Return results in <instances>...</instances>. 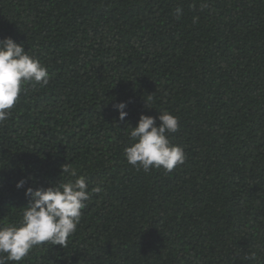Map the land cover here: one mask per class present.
<instances>
[{
    "label": "trees",
    "instance_id": "1",
    "mask_svg": "<svg viewBox=\"0 0 264 264\" xmlns=\"http://www.w3.org/2000/svg\"><path fill=\"white\" fill-rule=\"evenodd\" d=\"M6 37L50 79L0 123V225L65 164L103 189L19 264H264V0H0ZM162 111L185 163L138 171L129 128Z\"/></svg>",
    "mask_w": 264,
    "mask_h": 264
},
{
    "label": "clouds",
    "instance_id": "2",
    "mask_svg": "<svg viewBox=\"0 0 264 264\" xmlns=\"http://www.w3.org/2000/svg\"><path fill=\"white\" fill-rule=\"evenodd\" d=\"M181 12L182 9L177 8L176 16ZM49 79L48 69L30 56L23 44H17L10 37L0 39V123L11 116L25 85L46 86ZM152 99L153 95H147L148 102ZM126 108L125 102L114 105L118 120H125ZM178 127V118L167 111L159 112L155 118L140 115L137 125L129 128V141L124 147L127 163L145 173L152 169L171 172L183 165L186 159L183 148L172 144L168 138ZM61 173L67 174L69 179L47 188L24 189L28 203L21 208L19 219L0 225V264H19L34 247L46 242L61 248L67 246L80 224L86 202L103 189L95 186L89 190L86 176H77L71 164L63 165ZM24 184L25 181L20 180L15 187L19 190Z\"/></svg>",
    "mask_w": 264,
    "mask_h": 264
}]
</instances>
